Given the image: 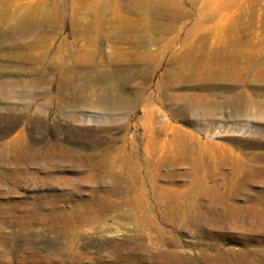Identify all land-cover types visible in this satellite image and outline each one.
Listing matches in <instances>:
<instances>
[{"label":"rangeland","instance_id":"374dc122","mask_svg":"<svg viewBox=\"0 0 264 264\" xmlns=\"http://www.w3.org/2000/svg\"><path fill=\"white\" fill-rule=\"evenodd\" d=\"M166 1L174 15L144 18L157 28L139 49L148 61L112 67L108 51L135 50L108 46L114 18H140L115 0H0L5 27L55 22L38 34L51 43L44 59L0 51V264H264V118L225 106L243 89L262 103L264 82L246 72L241 84L224 52L240 36L253 46L243 53L264 59V0ZM83 25L101 38L96 70L110 75L94 81L79 68L78 84L107 104L59 109L43 94L58 89L50 64ZM39 75L51 82L27 114L31 100L2 84Z\"/></svg>","mask_w":264,"mask_h":264},{"label":"bare ground","instance_id":"6f19581e","mask_svg":"<svg viewBox=\"0 0 264 264\" xmlns=\"http://www.w3.org/2000/svg\"><path fill=\"white\" fill-rule=\"evenodd\" d=\"M115 6L119 12L125 9L134 15H138L140 18L130 20L125 19L120 15L114 18L116 23V25L113 24L115 28L114 38L116 40L111 42V40L107 38L106 42L109 44L108 46H112L113 44L115 45V43L119 42L130 44L135 50L130 51V53L127 51H119L116 48L108 51L106 58L109 60L110 66L115 67L121 63L140 64L147 62L150 57V53L145 49L143 51H139V49L144 48L149 43L155 41V30L157 28L154 29L152 24H146L144 22V18L146 15L154 14L153 11L157 13L163 11V13L166 14L170 12L174 15V4H169L166 0H115ZM102 10H98L93 15V22L101 25V27L105 21L104 11ZM241 18L240 21L242 20ZM54 23V17L52 14L49 17L46 16V18L39 23L31 17H24L23 19L17 20L14 25L5 27L2 14L0 12V51L9 50L10 52H14L17 60L21 62L24 61L33 63L38 61V59H44L50 52L51 48L49 46L51 43L39 38L38 34L40 31H45L47 28L53 26ZM81 28L83 37L80 39L75 38L72 42H67L66 40L61 41L57 54L62 53L54 58L50 64L51 68L58 73V89L56 95L51 96L46 87L43 89L46 102L51 103L56 100L59 109H64L66 107L77 108L84 104H96L98 106L107 104V99L103 98L96 91L93 90L90 94H86V86L84 84H78L81 76L76 72V70L79 68L92 69V78L94 81L100 80L103 76L107 77L110 75L109 72L102 73L96 70L99 65L96 60L102 52L101 38L99 36L91 37L89 35L91 25H83ZM98 29L100 30V28ZM237 32L242 34L241 29H237L236 33ZM230 33L231 32H229V35ZM129 34H134L135 36L133 35L134 37H131L132 35L130 36ZM247 44L252 46L250 43L243 41L240 36L233 38V40H227L224 52L228 53V57L225 58V64L227 63L230 66L228 68L231 69L238 68L242 74L240 80L238 81H240L243 85L246 83V79L244 77V73L246 72L254 74L252 80L256 81L260 78V80L264 82L263 56L259 53L253 54L255 51L248 55L243 53V46H246ZM64 52L67 53V56L74 57L71 65H65L63 63V56L65 55ZM34 54L38 55V59L32 58V55ZM190 54L192 55L193 52ZM226 78V80L234 81L233 75L228 74ZM50 82L51 79L45 78L43 75H39V77L31 78L25 82L24 80L16 82L6 81L2 85L5 88L17 89L20 96H27L31 100L26 103L25 107V111L28 114L34 105L32 98L36 94V89L38 91L40 86L49 85ZM3 95L5 96V94ZM245 98L246 91L243 89L236 95H229L225 100V106L231 110L232 114L234 113L238 116L249 117L250 115H254L264 118V101L262 103L253 100L246 102ZM13 143L16 145H22L23 137H15L13 139Z\"/></svg>","mask_w":264,"mask_h":264}]
</instances>
